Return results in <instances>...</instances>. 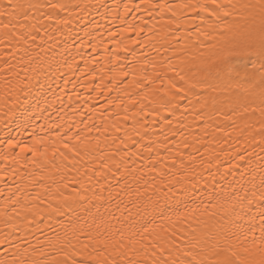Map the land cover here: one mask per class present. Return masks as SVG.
I'll return each instance as SVG.
<instances>
[{
	"label": "snow or ice",
	"instance_id": "6c2138e0",
	"mask_svg": "<svg viewBox=\"0 0 264 264\" xmlns=\"http://www.w3.org/2000/svg\"><path fill=\"white\" fill-rule=\"evenodd\" d=\"M0 264H264V0H0Z\"/></svg>",
	"mask_w": 264,
	"mask_h": 264
}]
</instances>
